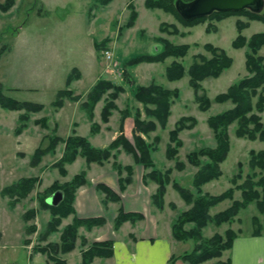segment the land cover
I'll list each match as a JSON object with an SVG mask.
<instances>
[{
    "label": "rangeland",
    "instance_id": "obj_1",
    "mask_svg": "<svg viewBox=\"0 0 264 264\" xmlns=\"http://www.w3.org/2000/svg\"><path fill=\"white\" fill-rule=\"evenodd\" d=\"M2 1L4 0H0V2ZM144 1H131L138 15L131 29L126 28L131 13V9L127 7L130 0H112L106 7L100 6L98 0H15L14 6L8 12H0V84L3 86V94L20 102L40 103L44 106L43 111L29 115L26 128L19 135H16L15 130L21 124L18 121L21 112L2 110L0 107V193L5 187L21 178L38 180L30 194L26 198L18 200L14 205H11L12 200L8 196L0 194V264H49L46 255L39 253L38 248H43L47 243L58 242L59 233L67 226L63 225L69 220L63 219L58 226V232L50 235L46 241L38 240L51 219L50 211L41 203L45 197L51 194L45 190L54 182L63 184L81 172H85L86 178L85 169L88 165L83 159L69 168L67 165L70 164H65V175L60 174L58 168L53 167V164L61 158L59 155L64 149L62 143H59L54 153L44 156L39 165L32 166L30 162L33 152L40 146L48 145V140L44 137L58 136V134L61 137L67 136L72 133L71 129L78 122V135L86 137L96 148L108 146L110 142L107 140L112 132V140L117 138L122 131V135L129 141H133L131 138L135 113L139 111L141 120H149L145 116L143 104L138 103L134 98L133 92L137 84L145 86L155 83L166 89L179 91V99L175 100L170 108L166 128L162 129L157 125V130L148 134L144 139L146 142L147 140L153 142L155 137L159 139L157 150L152 154L155 167L160 171L173 170L171 180L176 181L184 188L193 190L192 178L196 169L186 162V155L198 148L214 146L212 132L206 120L209 116L217 115L218 112L230 109L232 106L230 103L217 104L214 98L218 94L225 93L231 84L247 75L244 64L246 49L239 48L238 50L232 47V43L238 35L237 22L241 20L247 23L241 33L246 40L250 39L253 34L264 33V23L248 20L243 15H231L219 22L208 20L187 27L168 13L158 9L148 10L144 7ZM208 24L215 25V32L206 30ZM161 25H174L179 34H170L171 29L169 28L166 32H160ZM159 37L177 46L187 45V55L179 60L168 57L162 62H144L126 67V60L144 54L155 55L160 52L163 49V44L158 41ZM105 39L108 41L103 49L95 50L93 43L96 41L100 44ZM205 45L222 49L231 58V66L217 79L207 78L201 82L204 93L211 101L210 108L206 112H202L195 101L194 90L189 86L187 70L192 64L194 56L202 54L210 57V54L205 51ZM259 51H261L259 55L263 56L264 46ZM108 52L111 54V60L106 58ZM173 61L182 64L185 74L180 80L168 81L165 79V72ZM73 68L79 69L77 71L80 77L82 74L75 87L77 90L70 88L73 95L81 96L78 95L79 91L87 93L86 91L99 79L111 81L124 88L118 98L113 101L116 109L111 111L107 123H103L100 118V112L107 95L98 102L94 110L96 113L99 112V123L95 122L94 117L93 121H90L86 113L79 107L86 94L84 97L81 96L82 98L78 102L67 100L69 105H62L63 109L56 115L58 110L52 108L51 103L56 99L57 92L66 87V78ZM126 110L129 117L122 122L121 115ZM82 114L85 115L84 119L89 122V130L85 125L87 123L81 118ZM182 117L195 119V128L179 133L178 139L182 141L183 145L178 149L177 157L169 161L165 157V148L169 143L168 135L175 123ZM261 117L264 119V113L261 114ZM40 118L49 121L47 128L44 129L34 123ZM54 119L57 121V129ZM92 123L98 126L99 131L103 124L110 127L103 129L105 130L104 134L93 138L99 134V131L96 134L91 133ZM127 124L130 125L129 128H127ZM235 126L236 124L231 125L228 131L230 151L220 165L222 174L218 179L205 184L203 193L217 196L231 188L230 180L237 173L238 163L244 164L243 172L247 173L249 172L246 164L248 153L264 150V143L259 140L237 138L234 135ZM124 153L121 149L113 151L115 156L101 164L104 166L103 169L115 170L117 173L113 164L122 165L118 162V156ZM125 155L133 164L129 165L133 168V175L136 165H139L144 171L140 164L135 163L131 155L127 153ZM176 160L185 164L183 171H177L174 168ZM125 175L126 172H122L120 177L124 178ZM87 185H89L88 180ZM233 196L239 200L240 192L235 191ZM164 199L167 202H175L177 205V207L175 205L174 211L170 210L171 220L187 209L182 198L169 185ZM125 203L128 204L129 201L126 199ZM230 204L229 200L222 201L212 207L210 213L222 212ZM113 210L104 211L106 220L112 224L116 214ZM31 211L34 213L33 218L25 219V216ZM253 216H256L264 226V214H260L254 203H251L246 209L239 212L234 218V222L224 223L221 226L212 223L208 225L202 230L203 238H210L215 233L223 235L227 229L245 235L252 234ZM64 220L67 221L63 223ZM31 228H35V232L32 234L28 232ZM127 231H129V227L123 233H127ZM77 242L78 249L62 256L68 264H81V251L86 247L81 246L80 239ZM89 244L90 242H88ZM193 245L192 240L177 243L175 252L178 255L176 256L188 253L193 249ZM227 251L222 253L220 259H213L203 264H212L217 260L228 261ZM98 261L103 263V260ZM176 264L187 263L178 260Z\"/></svg>",
    "mask_w": 264,
    "mask_h": 264
},
{
    "label": "trees",
    "instance_id": "obj_2",
    "mask_svg": "<svg viewBox=\"0 0 264 264\" xmlns=\"http://www.w3.org/2000/svg\"><path fill=\"white\" fill-rule=\"evenodd\" d=\"M15 0H4L0 2V12L6 13L13 6ZM112 0H98L100 6L106 7ZM130 3L127 5L128 9H131L126 28L131 29L134 26L135 20L138 15L133 5ZM193 0H145L144 7L148 10L154 11L155 9L161 10L164 13H168L179 21L182 25L190 27L194 24L202 23L205 21H221L231 15H243L248 20H257L264 23V9L261 13H253L248 10H242L238 12L226 11L225 13L214 12L212 15L202 17L201 19H195L190 22L182 19L178 10L177 3L189 4ZM247 26L246 22L239 20L236 28L238 35L232 43L234 49L245 48V68L247 75L240 78L239 81L231 84L225 93L218 94L214 101L218 104L230 103L232 106L230 109L218 112L217 115L209 116L206 120L209 126L212 137L214 140V146L209 148H198L186 155V162H188L193 168L196 169L195 175L192 178L193 190L184 188L176 181L171 180V173L173 170L167 169L160 171L155 167V163L152 160V154L156 152L159 144V139L155 137L153 142L145 141L144 137L157 130V125L162 129L166 128V122L169 118L170 108L174 104V101L179 99L180 93L176 89H166L163 86L155 83H150L145 86L136 85L134 89L135 100L143 104L145 116L149 120H141L140 112L135 113L134 126L132 131V140L129 141L122 131L120 135L111 140L112 142L103 148L94 147L89 140L85 137H81L72 131L70 135L64 139L59 136H45L48 140V145L45 147L37 148L31 159V165L37 166L41 162V159L49 154L54 153L59 143L64 144V149L61 158L53 164V167L58 168L60 174L65 175V164H72L78 157L84 159L87 165L94 163L101 165L110 158L114 157L113 151L121 149L123 152L131 155L134 158L135 163L140 164L145 173L143 176L144 183L152 182L156 185L155 192L151 195L150 200L152 205L157 210H162L164 207L165 199L164 195L168 185L178 193L182 198L184 204L188 206L186 211L181 212L175 216L171 221V235L174 241L188 242L192 240L194 247L188 253H184L180 256H171L168 264H176V261L181 260L187 264H203L205 262L212 261L213 259H220L222 253L225 250H230L232 242L235 239L237 232L227 229L223 235L218 233L213 234L210 238H203L202 230L208 225L215 224L221 226L224 223L234 222V218L240 211L247 208L251 203H254L257 211L260 214H264V150L250 151L248 153L247 173L243 172L244 164L238 163L237 173L233 175L230 180L232 187L222 192L220 195L213 196L203 193L202 187L209 183V181L216 180L221 176L220 165L224 162L230 151V137L228 131L231 125L236 124L234 135L237 138L249 139L251 141L259 140L264 143V119L261 114L264 113V55H259V50L264 46V33L253 34L250 39L246 40L242 36V31ZM171 29L170 34L177 35V31L174 25H161L160 32H166L167 29ZM207 31L216 30L215 25H207ZM160 38V37H159ZM108 39L104 40L100 44L95 41L93 43L95 50H102L104 45L107 44ZM163 44V49L157 52L155 55H141L135 58L126 60V67H132L141 63H156L162 62L168 57H173L177 60L185 57L187 54V45H174L165 39H158ZM205 51L210 54V57L198 54L194 56V60L187 70L189 78V86L195 93V101L198 103V107L202 112H206L211 106V101L208 99L204 90L201 87V82L207 78L217 79L224 71L228 70L231 66V58L220 48L212 45H205ZM185 74V68L181 63L173 61L165 72V79L168 81H177ZM80 78L77 69L73 68L71 73L66 78V87L61 89L56 94V99L51 103L52 108L59 110L62 108L65 100L71 102H78L81 100V96L73 95L70 86L73 81ZM112 90L111 92H109ZM124 90L121 86L115 85L111 81H105L103 79L97 80L86 93L83 98V102L79 107L86 113L87 118L93 121L94 110L99 101L107 95V99H104L105 103L100 112V118L103 123L109 121L111 111L116 109L113 101L118 98L119 94ZM0 107L2 110L19 111L21 114L18 117L20 126L15 130L16 135L21 134L26 128V122H28L29 115L38 114L44 110V106L40 103L20 102L15 99L9 98L3 94V86L0 84ZM152 107V108H151ZM23 112V113H22ZM122 122L129 117L128 111L122 112ZM48 120L40 118L34 123L40 125L42 128H47ZM121 122V123H122ZM195 128V119L182 117L174 125V128L169 132V143L165 148V157L167 160L172 161L179 153V148L183 143L178 139L179 133L183 130H192ZM90 131L92 134H96L98 126L94 123L91 124ZM14 133V134H15ZM175 163V169L177 171H183L185 164L182 162ZM118 173V188L121 192L126 191V187L133 182V168L129 165L113 164ZM122 172H126L125 177H120ZM38 180L34 178H21L17 182L5 187L2 190L3 196H8L12 201L11 205L16 204L20 199L26 198L30 191L33 190ZM87 185V179L85 178V172L74 175L71 180L66 181L63 184L54 182L46 192L51 194L45 197L41 203L44 207L50 211L51 219L46 225V229L41 233L38 240L40 242L46 241V239L58 232V226L63 219H67L69 216H73L71 223L67 224L59 233V241L56 243H47L43 248H38V252L45 254L49 264H67L62 256L72 252L75 249L78 239L81 241V246L86 247L81 251V264H92L93 259L99 258H111L114 253L113 241L104 240L103 242H92L88 245L86 238L78 236L80 227H84L87 230H91L94 227H103L106 223L105 217H91L83 218L75 215L74 199L77 190L81 186ZM95 189L104 194L103 202H120L119 195L110 189L105 184H97ZM55 191H61L63 199L57 206H50L46 203V199L54 194ZM240 192V199L234 198V192ZM229 200L231 204L222 212L211 214L212 207L222 203V201ZM170 209L174 211L175 204L169 205ZM117 216L114 219V230L119 229L123 223L127 221L130 223L138 222L143 219L142 213L138 212H124L119 209ZM33 211L29 212L25 219L29 220L33 218ZM252 235L259 236L264 235V226L260 223V220L256 217H252ZM29 233H34L35 228L28 230ZM212 264H230V261L217 260Z\"/></svg>",
    "mask_w": 264,
    "mask_h": 264
},
{
    "label": "crops",
    "instance_id": "obj_3",
    "mask_svg": "<svg viewBox=\"0 0 264 264\" xmlns=\"http://www.w3.org/2000/svg\"><path fill=\"white\" fill-rule=\"evenodd\" d=\"M81 77L78 80L73 81V84L70 86L72 90H77L75 87L80 81ZM85 94L86 93H81L80 91L78 93V95H81L82 97H84ZM64 104L69 105V101L65 100ZM62 109L63 108L59 109L56 115ZM81 118L84 119L85 115L82 114ZM94 118L95 122L99 123V112H94ZM84 120L85 123H87L85 125L88 126L89 130V122L86 119ZM55 123L57 129L56 120ZM127 126V128H129L130 125L127 124ZM108 127L110 126L103 124V126L100 128L99 134L93 136V138L99 136L100 134H104L105 130L103 129ZM78 128L79 124L78 122H76V125L71 129V132L73 130L78 135ZM58 136L64 139L68 135L61 137L58 134ZM112 137L113 132L110 138H108L107 142L111 143ZM123 155H125V153L118 156V162L123 166L133 165L127 155ZM61 156L62 155H59V157ZM81 159L82 158L78 157L74 163L67 165V168H69V166L77 164L81 161ZM103 168L104 166L102 165L99 166L91 163L85 169L86 178L89 181V185L81 186L77 190L73 202L75 215H77L78 218H91L99 216L103 217L104 211H107L108 209H114L116 213L113 218L114 220L116 215L118 214V210L122 209L124 212H140L143 215V219L135 223H130L127 221L126 223H123L122 226L117 230H114V225L112 223H109L107 220L103 227H94L91 228V230L80 227L78 236L86 238L90 243L95 241L103 242L104 240L113 241V256L111 258H105V260L95 258L93 259L92 264H168L170 260L169 258L171 256L178 255L175 252L177 243H182L179 241H174L171 235L172 216L169 205L171 203L176 205V203L167 202L165 199L164 207L162 210H157L152 205L150 197L155 192L157 187L150 181L144 183L142 175L145 173V171H143V169H141L139 165L134 166L133 182L125 188L126 191L124 192H121L118 188L119 177L116 171L111 169L105 170ZM101 183L105 184L110 189L115 191L120 197V202H103L104 195L95 190V185ZM166 187L167 193L168 186ZM126 199L129 201L128 204L125 203ZM140 203L142 204L140 205ZM185 207L188 208L187 205H185ZM72 219L73 216L67 218L69 222H67L63 226L70 223ZM67 220H64L63 223ZM127 227H129V231H127V233H123L125 232V229ZM76 249H78V242H76V248L74 250ZM227 255L229 257L228 259L230 261V264H264V235L253 236L251 233L245 235L238 232L232 242L231 249L227 251ZM98 260H103V263H100Z\"/></svg>",
    "mask_w": 264,
    "mask_h": 264
},
{
    "label": "water",
    "instance_id": "obj_4",
    "mask_svg": "<svg viewBox=\"0 0 264 264\" xmlns=\"http://www.w3.org/2000/svg\"><path fill=\"white\" fill-rule=\"evenodd\" d=\"M176 7L182 19L190 22L212 15L214 12L225 13L226 11L248 10L253 13H261L264 9V0H193L185 5L177 3ZM62 199V192L55 191L52 196L46 199V203L54 207Z\"/></svg>",
    "mask_w": 264,
    "mask_h": 264
},
{
    "label": "built area",
    "instance_id": "obj_5",
    "mask_svg": "<svg viewBox=\"0 0 264 264\" xmlns=\"http://www.w3.org/2000/svg\"><path fill=\"white\" fill-rule=\"evenodd\" d=\"M106 58L107 59H109V60H111L112 58H111V54L108 52V53H106Z\"/></svg>",
    "mask_w": 264,
    "mask_h": 264
}]
</instances>
